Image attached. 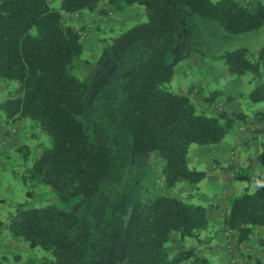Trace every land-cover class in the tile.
Returning a JSON list of instances; mask_svg holds the SVG:
<instances>
[{"label": "trees", "instance_id": "obj_1", "mask_svg": "<svg viewBox=\"0 0 264 264\" xmlns=\"http://www.w3.org/2000/svg\"><path fill=\"white\" fill-rule=\"evenodd\" d=\"M102 3L116 12L141 5L147 19L104 47L97 63L111 48L125 49L134 60L130 75L120 83V94H111L103 103L95 97L89 132L82 118L88 74L80 78L77 72L86 69L90 75L97 66L81 57L84 27L68 22L65 14L106 15ZM188 13L228 34L249 33L264 25V4L258 2L253 9L241 0H60L59 9L48 0H0V78L18 84L16 95L0 101V120H30L50 140L22 174L29 187L26 194L32 197L33 190L44 185L60 201L83 199L86 207L76 216L55 203L17 205L6 224L9 236L53 254L40 264H91L93 202L102 183L119 181L134 156L162 158L166 187L183 182L197 188L211 172L189 165L190 146L219 144L237 121L246 120L240 112L200 111L188 93L167 89L174 76L167 58L180 31L178 20ZM218 58L232 77L250 74L256 83L247 94L250 103L264 101V44L256 55L243 46ZM219 95L213 91L204 100L211 104ZM18 148L26 158L30 147ZM255 159L264 163V141ZM211 211V206L165 194L136 201L125 228L121 264H210L200 245ZM222 224L239 244L248 242L256 227L264 228V184L230 197ZM175 234L189 239L190 245L173 247Z\"/></svg>", "mask_w": 264, "mask_h": 264}, {"label": "rangeland", "instance_id": "obj_2", "mask_svg": "<svg viewBox=\"0 0 264 264\" xmlns=\"http://www.w3.org/2000/svg\"><path fill=\"white\" fill-rule=\"evenodd\" d=\"M48 1L53 8H60V0ZM166 1L173 3V0ZM241 1L250 4L253 9L258 2L264 4V0ZM106 7L110 8V12L106 15L96 11L95 16L89 19H85L80 13L65 14L68 22L84 27L82 31L84 50L81 57L97 66L90 75L86 69L84 70L86 73L77 72L80 78L88 74L87 89L83 96L84 114L82 118L85 129L89 132L93 116L91 108L95 97L100 96L99 103H103L111 94H120V83L130 75L131 62L134 60V56L129 55L125 49L111 48L103 61L97 63L104 47L111 45L112 39L123 31L147 19L144 7L138 4L129 6L122 12L114 11L106 3L100 6L104 9ZM195 17L191 18L187 14L178 20L181 26L180 31L174 38L175 46L167 58V62L174 68V76L166 84L169 90L187 93L183 83L209 79L207 71L197 70L183 76L187 58L190 54L197 53L199 48H204V44L208 46L210 52L205 59L221 67H223V60L218 56L224 51L244 46L256 55L259 47L264 44V25L253 32L228 34L212 22ZM201 20L205 21L204 25ZM250 79V74L234 78L224 71L220 88L229 91L225 101L219 100L214 107L209 104L206 108L197 102L198 110L207 113L227 110L230 113L240 112L246 115V120L237 121L219 144L206 146V148H199L198 144L190 146L189 165L199 170L213 172L212 177L200 182L197 188L183 182L173 188L166 187L160 171L163 159L151 154L134 156L119 181L102 183L90 212L94 231V240L90 244L89 254L91 264H121L125 254V228L134 203L138 200H148L159 194L181 198L194 204L211 206L210 218L220 219L219 230L216 233L221 232L227 244L236 247L235 236L231 232L227 235V230L222 224L229 198L245 190L254 191L264 184V163L255 159L258 153L256 143L263 140L264 116L259 117L258 114L262 112L253 114L251 110V106H263L264 101L254 104L248 101L246 92L256 85ZM17 93L18 84L16 82H7L0 78V101ZM254 115L257 118H253ZM248 119H256V121ZM49 144L48 135L30 120L17 123H5L0 120V221L4 223V226L0 225V236L3 238L0 247L6 241L13 240L9 236L6 224L21 202H25L28 207L55 203L76 216H81L86 209L83 199L77 198L71 202H62L49 187L44 185L36 187L32 197L27 196L26 192L29 187L24 184L22 174L27 167L32 165L36 154L43 146ZM22 145L30 147L26 158L24 150L18 148ZM219 147L221 149L216 150ZM217 151H219L218 154ZM261 236H264V228L256 227L252 238L257 240V246L264 247V238ZM205 237L207 235L203 231L201 238ZM211 238L208 244L214 243L213 236ZM14 241L18 242V248L5 249L2 247L0 249V264H40L44 259L53 257L51 252L43 248H31L25 240ZM190 242L189 239L183 240L175 234L172 236L171 244L173 247H180L188 246ZM207 245L203 248L200 245V247L202 250L204 248L207 250ZM202 252L211 264L212 256L207 251ZM233 258L234 255H231L230 260Z\"/></svg>", "mask_w": 264, "mask_h": 264}, {"label": "crops", "instance_id": "obj_3", "mask_svg": "<svg viewBox=\"0 0 264 264\" xmlns=\"http://www.w3.org/2000/svg\"><path fill=\"white\" fill-rule=\"evenodd\" d=\"M257 5V4H256ZM105 10L107 12H110V8L106 7ZM78 14V13H76ZM96 14V11H85L80 13L85 19L93 18ZM191 18H196L193 13H188ZM202 25H204L205 21H202ZM92 25V24H91ZM204 48H199V51L195 54H190L189 57L187 58V63L184 67V73L183 76L187 75L188 73H193L195 71L199 72H209L206 74H209V79L207 81L198 79V80H193L192 82H185L182 85H184L185 89L187 90L186 92L191 96L192 100L198 105V103H201L203 108H206V106L209 105L204 98L209 96L210 93L213 91H219L220 95L211 103V107H214L216 103H219V100L225 101L227 94H229V91L222 90L221 87V79L224 76V68L215 64H212L210 61H207L206 56L210 54L208 50V46L204 44ZM198 63V65H197ZM228 88V86H227ZM247 94L249 93V90L246 92ZM198 102V103H197ZM229 103V102H228ZM227 104V102H226ZM213 105V106H212ZM228 105V104H227ZM251 110L253 114H256L257 112H262L259 113V117L264 116V105L260 107L256 106H251ZM253 118H257L255 115ZM249 121H256L252 119H248ZM246 123V122H245ZM255 123V122H254ZM247 124V123H246ZM256 124V123H255ZM254 124V125H255ZM241 127V126H240ZM264 141V135H263V140L258 143H256L257 146V152L260 151V144ZM222 145V143H221ZM199 148H206V146L200 145ZM217 148L216 150H220ZM190 151L191 149L189 148V155H188V162H189V156H190ZM219 151L216 153L218 154ZM197 168V167H195ZM211 173L205 177L202 181L207 180L209 177H212L213 172L210 171ZM201 181V182H202ZM200 183L198 184V186ZM210 218V226L207 230H205V233L207 237H205L202 242H201V247H205L209 240L212 239L211 237L213 236V244H208L207 245V250L205 248L203 251H207L208 254H210L213 258V261L211 264H231L230 257L231 255H234L235 259L237 260V264H264V247L262 246H257L256 242L257 240L255 238H251L248 242L244 243H237L236 242V247H232V244H227L226 240H224V237L222 236L221 232H217L219 230V224L220 219ZM214 220V221H213ZM261 238H264V236H261ZM1 240L3 241L2 236H0V242ZM262 241V240H261ZM18 242L11 240V241H6L2 247H5V249H10V248H18L17 247ZM232 251V252H231Z\"/></svg>", "mask_w": 264, "mask_h": 264}, {"label": "built area", "instance_id": "obj_4", "mask_svg": "<svg viewBox=\"0 0 264 264\" xmlns=\"http://www.w3.org/2000/svg\"><path fill=\"white\" fill-rule=\"evenodd\" d=\"M230 232L226 231V234L228 235ZM237 260L235 259V257L231 260V264H236Z\"/></svg>", "mask_w": 264, "mask_h": 264}]
</instances>
